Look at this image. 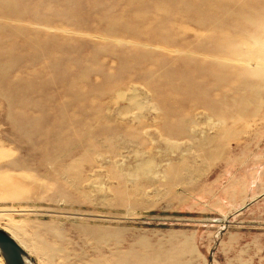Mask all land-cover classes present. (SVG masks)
I'll return each instance as SVG.
<instances>
[{
	"label": "rangeland",
	"instance_id": "374dc122",
	"mask_svg": "<svg viewBox=\"0 0 264 264\" xmlns=\"http://www.w3.org/2000/svg\"><path fill=\"white\" fill-rule=\"evenodd\" d=\"M4 228L34 264H264V0H0Z\"/></svg>",
	"mask_w": 264,
	"mask_h": 264
},
{
	"label": "water",
	"instance_id": "95a60500",
	"mask_svg": "<svg viewBox=\"0 0 264 264\" xmlns=\"http://www.w3.org/2000/svg\"><path fill=\"white\" fill-rule=\"evenodd\" d=\"M0 255L6 264H34L25 249L9 233L1 229Z\"/></svg>",
	"mask_w": 264,
	"mask_h": 264
},
{
	"label": "bare ground",
	"instance_id": "6f19581e",
	"mask_svg": "<svg viewBox=\"0 0 264 264\" xmlns=\"http://www.w3.org/2000/svg\"><path fill=\"white\" fill-rule=\"evenodd\" d=\"M1 230H3V229H1ZM3 231H5V232H7V233H9L24 249H25V251L29 254H31L32 256H33V252L27 247V245H25L24 244V242L23 241H21V239L15 234V233H13V232H11L10 230H8V229H5L4 228V230ZM30 254H29V256H30ZM30 258H31V256H30ZM31 260H32V258H31ZM2 261H4V259H3V257L0 255V263H2ZM4 263H5V261H4ZM6 264V263H5Z\"/></svg>",
	"mask_w": 264,
	"mask_h": 264
}]
</instances>
